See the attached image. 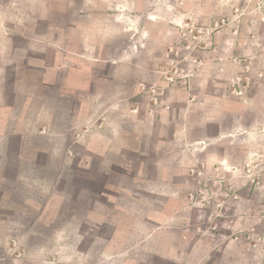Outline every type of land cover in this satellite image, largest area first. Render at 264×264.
<instances>
[{
	"label": "crops",
	"instance_id": "0c3cea01",
	"mask_svg": "<svg viewBox=\"0 0 264 264\" xmlns=\"http://www.w3.org/2000/svg\"><path fill=\"white\" fill-rule=\"evenodd\" d=\"M52 10L49 24L46 14L23 28L12 17L20 35L0 32V264H132L133 249H157L156 264H200L213 243L197 236L191 246L202 253L183 262V229L195 232L199 212L182 203L190 178L180 177L200 144L184 145L192 140L181 118L161 104L148 112L147 99L135 97L134 47L126 40L107 59L111 30L101 13L60 23ZM243 245L226 240L223 253L238 260L221 262L240 264Z\"/></svg>",
	"mask_w": 264,
	"mask_h": 264
},
{
	"label": "rangeland",
	"instance_id": "374dc122",
	"mask_svg": "<svg viewBox=\"0 0 264 264\" xmlns=\"http://www.w3.org/2000/svg\"><path fill=\"white\" fill-rule=\"evenodd\" d=\"M49 3L50 20L60 23L87 21L89 10L101 13L111 30L107 59L115 49L134 47L133 72L127 74L138 81L135 97L147 99L148 112L161 104L173 120L181 118L192 140L184 145L200 144L193 166L180 176L190 178L182 181V203L199 212L195 232L183 229V262L202 253L191 242L206 236L213 249L200 264H225L223 257L236 261L221 249L231 239L244 244L240 264H264V0H102L112 6L94 10L84 0H0L7 4L0 10V32L19 34L12 17L23 28L27 19L42 24L46 14L49 24ZM117 75L120 81L126 73ZM110 92L104 89L103 96ZM61 160L60 154L49 157L54 164ZM56 171L49 169V177ZM157 252L130 250L132 264H156Z\"/></svg>",
	"mask_w": 264,
	"mask_h": 264
}]
</instances>
